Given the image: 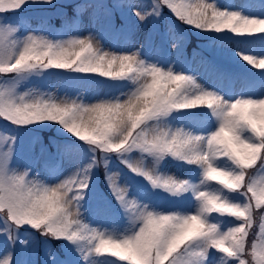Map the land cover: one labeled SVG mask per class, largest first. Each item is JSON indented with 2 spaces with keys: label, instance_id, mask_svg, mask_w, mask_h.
I'll list each match as a JSON object with an SVG mask.
<instances>
[{
  "label": "snow or ice",
  "instance_id": "1",
  "mask_svg": "<svg viewBox=\"0 0 264 264\" xmlns=\"http://www.w3.org/2000/svg\"><path fill=\"white\" fill-rule=\"evenodd\" d=\"M33 5L57 8L54 0H0V264H264V71L241 76L203 58L209 86L179 61L152 56L163 21L178 55L182 24L217 34L203 37L210 52L235 43L236 57L264 70V0H151L143 12L131 0H80L65 18L77 34L61 36L25 26ZM124 8L154 21L134 50L78 34L85 12L95 22L101 10ZM51 70L68 74L67 87L106 89L105 98L57 96L32 84L61 76ZM45 130L55 133L47 143ZM22 133L55 183L15 163ZM111 154L131 176L111 170ZM166 158L184 174L163 171ZM101 164L111 199L97 189ZM90 198L98 222L84 215Z\"/></svg>",
  "mask_w": 264,
  "mask_h": 264
},
{
  "label": "rangeland",
  "instance_id": "2",
  "mask_svg": "<svg viewBox=\"0 0 264 264\" xmlns=\"http://www.w3.org/2000/svg\"><path fill=\"white\" fill-rule=\"evenodd\" d=\"M54 1H56V0H54ZM59 1H66V0H59ZM220 3V2H219ZM257 3V2H256ZM221 5H225V3H220ZM230 4H234V5H236V6H239L240 4H242V2L241 3H230ZM37 6H40V5H33V7H37ZM45 7H47L48 5H44ZM47 9V8H46ZM137 10L138 11H141V12H143V11H145V10H141V9H139V8H137ZM47 11H49V9H47V10H40L39 12L40 13H46ZM51 11V10H50ZM85 32H92V33H94L93 32V29L92 28H89V27H87V26H84V27H82V29H80L79 30V33L81 34V36H84V35H86L85 34ZM87 33V34H88ZM70 34V32L68 33V35ZM95 34V33H94ZM207 34V33H206ZM104 48H106V49H110V50H113V51H117V52H121V51H123V52H130L131 50H127V51H125L122 47H110V46H107V45H105V47ZM241 49L242 50H245V48H243V47H241ZM175 59L176 60H179V59H177V55L175 54ZM103 79V78H102ZM104 82H106V83H108V82H110V81H104ZM55 95H57V96H64L65 94H55ZM103 98H105V92H102V93H99L98 95H96V96H94L91 100H89V101H91V102H95L96 100H98V99H103ZM22 146H23V151H21V155H19L18 157H17V159H16V161H15V163L22 169V168H24V167H31L30 166V164H29V161H33L34 160V154L32 153V152H29L28 150H27V145L29 144L27 141H24V142H22V143H20ZM38 150V149H37ZM133 155V157L134 158H137L138 156H139V153H133L132 154ZM115 167H118L117 165H115V164H113ZM168 166V164H166L165 165V167H167ZM32 168V167H31ZM33 169V172H35V169L34 168H32ZM162 170L163 171H165V172H168V173H174V174H181V173H178L177 172V170L176 169H167V168H162ZM113 171H116V168H113ZM56 182V180H53L51 183H55ZM98 222V221H97ZM17 254L19 255V249H17ZM108 259H113V258H108ZM118 264H119V262H118Z\"/></svg>",
  "mask_w": 264,
  "mask_h": 264
},
{
  "label": "trees",
  "instance_id": "3",
  "mask_svg": "<svg viewBox=\"0 0 264 264\" xmlns=\"http://www.w3.org/2000/svg\"><path fill=\"white\" fill-rule=\"evenodd\" d=\"M250 172H255L256 170L255 169H252V170H249ZM257 220L259 221V218L257 216Z\"/></svg>",
  "mask_w": 264,
  "mask_h": 264
}]
</instances>
